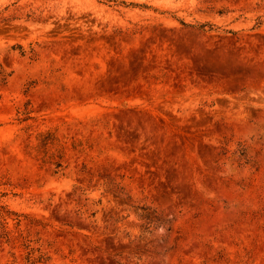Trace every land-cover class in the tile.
I'll list each match as a JSON object with an SVG mask.
<instances>
[{
	"label": "rangeland",
	"instance_id": "1",
	"mask_svg": "<svg viewBox=\"0 0 264 264\" xmlns=\"http://www.w3.org/2000/svg\"><path fill=\"white\" fill-rule=\"evenodd\" d=\"M1 211L0 264H264V0H0Z\"/></svg>",
	"mask_w": 264,
	"mask_h": 264
},
{
	"label": "trees",
	"instance_id": "2",
	"mask_svg": "<svg viewBox=\"0 0 264 264\" xmlns=\"http://www.w3.org/2000/svg\"><path fill=\"white\" fill-rule=\"evenodd\" d=\"M5 208V206H3ZM21 220L17 218V224H20ZM0 224L2 226V230L0 236L2 239H5L6 242H15V238L20 239L22 241V245L27 249V261L32 263L38 262H46L51 257L44 251L40 246H35L32 244V239L24 234L22 230H19L18 234L15 233L13 229H11L8 225V221L6 216L1 211L0 212Z\"/></svg>",
	"mask_w": 264,
	"mask_h": 264
}]
</instances>
